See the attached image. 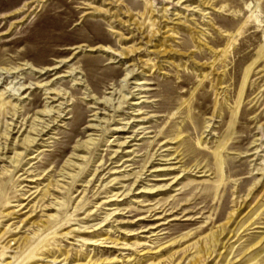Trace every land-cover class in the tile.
Returning a JSON list of instances; mask_svg holds the SVG:
<instances>
[{
  "label": "rangeland",
  "instance_id": "374dc122",
  "mask_svg": "<svg viewBox=\"0 0 264 264\" xmlns=\"http://www.w3.org/2000/svg\"><path fill=\"white\" fill-rule=\"evenodd\" d=\"M152 1L0 0V263L264 264V0Z\"/></svg>",
  "mask_w": 264,
  "mask_h": 264
},
{
  "label": "bare ground",
  "instance_id": "6f19581e",
  "mask_svg": "<svg viewBox=\"0 0 264 264\" xmlns=\"http://www.w3.org/2000/svg\"><path fill=\"white\" fill-rule=\"evenodd\" d=\"M119 0H114V2L116 3V2H118ZM185 1H188V0H177L176 1V4H178L179 2L180 3H183V2H185ZM157 2H158V0H157ZM156 0H153L152 1V3H151V6L149 7V9L146 11V12H144L142 15L144 16V22H149L151 25H154L155 24V22H159L160 21V19H159V17L158 18H156V19H154V21H152V19L154 18V16H153V13L156 11V9H154V7H156ZM170 3H171V1H170ZM171 4H175V1H172V3ZM99 8H96V10H98ZM162 9V8H161ZM161 9H160V11H161ZM163 9H165V8H163ZM162 9V10H163ZM158 10V9H157ZM107 11H110V10H107ZM165 11V10H164ZM120 14H117V16H116V18L119 16ZM165 15H163V17H164ZM131 19H133V20H135V23L136 24H139V22L132 16V18ZM128 21H130V20H128ZM131 22V21H130ZM156 28H159L158 30H159V32H160V30H161V27L158 25ZM155 30L156 29H154L153 31L155 32ZM96 40H100V38H96ZM150 41V40H149ZM229 47H230V45H228L226 48H224L223 50H222V52H223V54H222V56L224 57V56H226L227 55V53H228V51H230L229 50ZM110 47H108V49H109ZM127 50V49H126ZM137 49L136 48H134V49H131V50H127V51H123V52H120V53H118V52H116L115 53V55L116 56H118V57H121V58H123V57H128L129 55H131L132 53H134L135 51H136ZM221 56V57H222ZM222 57V58H223ZM221 58V59H222ZM131 59V58H130ZM218 61V60H217ZM61 66H55L53 69H51L52 71H54V70H57V69H59ZM11 74V75H13L14 73H17V72H14V71H7V72H5V73H2V74ZM129 73L130 72H127L126 73V77L124 78V80H127L126 78H129ZM6 77H9V76H6ZM129 80V79H128ZM138 85H141V83H137ZM137 85V86H138ZM12 90V89H11ZM18 90H20L19 88L17 89V91ZM124 97H126V96H124ZM137 103V102H136ZM59 111H58V113L60 114L61 112L63 113L64 111H65V108H63L62 107V104L60 105V107H59V109H58ZM52 112H54L53 111V109H51V108H47L46 110H44V115L45 116H51V114L50 113H52ZM100 113H104V112H100ZM99 114V113H98ZM61 116V115H60ZM98 117V116H97ZM105 118V117H104ZM51 121V120H50ZM43 122H45V121H43ZM49 123V122H48ZM127 126V125H126ZM46 127H48V126H45L44 124H42L41 125V127L40 128H35V130H37L38 131V133H39V135L41 134V133H43V132H45V128ZM94 128V127H96V125L94 126H89V128ZM133 126H130V128H132ZM15 128V127H14ZM130 128H129V130H130ZM47 129V128H46ZM128 130V131H129ZM135 135V136H134ZM138 135V133H136V132H133L132 133V135H130V136H128V138L124 141V144H128L129 145V143L131 142V141H133V140H135L136 139V136ZM132 139V140H130V141H128V139ZM28 139V141L29 142H31V143H33L35 140H36V138H32V137H28L27 138ZM92 139V141H93V138H91ZM16 160V159H15ZM123 166H124V164H123ZM69 174L70 173H65L64 172V174L62 175L64 178H67V176H69ZM71 175V174H70ZM64 181V180H63ZM59 187H62V185H59V184H57V185H55V188H59ZM57 191V190H56ZM122 195V194H121ZM117 197V196H116ZM58 197H56L55 199H57ZM53 205H58V203H57V201H53ZM54 217V215H49L48 216V221H51L52 220V218ZM45 226V225H44ZM262 241V240H261ZM17 242V241H16ZM26 242V243H25ZM30 240H29V238L27 237V238H25L23 241H22V243H21V245L18 247V252H16V254L15 255H13V256H10L11 257V259H12V261H9V262H6L5 264H15V261H16V259H17V257H19L20 256V252L21 251H23L24 252V250H25V248H27V246L30 244ZM25 243V244H24ZM261 243V242H260ZM23 244H24V247H23ZM12 247H9V249H11ZM20 249V250H19ZM14 253V252H13ZM22 255V254H21ZM33 257V256H32ZM32 257H29V259L30 258H32ZM0 264H3L2 262L0 263Z\"/></svg>",
  "mask_w": 264,
  "mask_h": 264
}]
</instances>
